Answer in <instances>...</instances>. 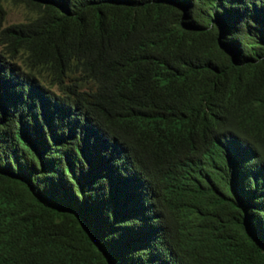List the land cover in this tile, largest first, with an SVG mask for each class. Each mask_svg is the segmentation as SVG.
Here are the masks:
<instances>
[{
	"label": "trees",
	"instance_id": "trees-1",
	"mask_svg": "<svg viewBox=\"0 0 264 264\" xmlns=\"http://www.w3.org/2000/svg\"><path fill=\"white\" fill-rule=\"evenodd\" d=\"M3 1L0 264H264V0Z\"/></svg>",
	"mask_w": 264,
	"mask_h": 264
},
{
	"label": "rangeland",
	"instance_id": "rangeland-1",
	"mask_svg": "<svg viewBox=\"0 0 264 264\" xmlns=\"http://www.w3.org/2000/svg\"><path fill=\"white\" fill-rule=\"evenodd\" d=\"M2 10L3 12L0 14V26L12 21L22 20L28 14L24 6L11 1H3ZM51 88L56 90L54 87Z\"/></svg>",
	"mask_w": 264,
	"mask_h": 264
}]
</instances>
